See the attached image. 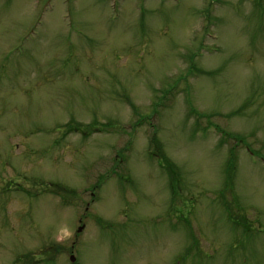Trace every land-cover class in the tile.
<instances>
[{"label": "rangeland", "instance_id": "obj_1", "mask_svg": "<svg viewBox=\"0 0 264 264\" xmlns=\"http://www.w3.org/2000/svg\"><path fill=\"white\" fill-rule=\"evenodd\" d=\"M71 255L264 264V0H0V264Z\"/></svg>", "mask_w": 264, "mask_h": 264}, {"label": "trees", "instance_id": "obj_2", "mask_svg": "<svg viewBox=\"0 0 264 264\" xmlns=\"http://www.w3.org/2000/svg\"><path fill=\"white\" fill-rule=\"evenodd\" d=\"M80 128H81V127H79V126H75V127H73V130H74V131H79Z\"/></svg>", "mask_w": 264, "mask_h": 264}, {"label": "water", "instance_id": "obj_3", "mask_svg": "<svg viewBox=\"0 0 264 264\" xmlns=\"http://www.w3.org/2000/svg\"><path fill=\"white\" fill-rule=\"evenodd\" d=\"M71 260H72V261H74V260H75V258L72 256V257H71Z\"/></svg>", "mask_w": 264, "mask_h": 264}]
</instances>
